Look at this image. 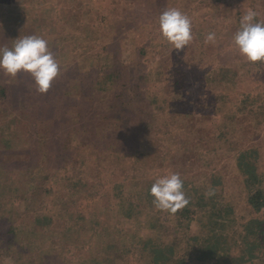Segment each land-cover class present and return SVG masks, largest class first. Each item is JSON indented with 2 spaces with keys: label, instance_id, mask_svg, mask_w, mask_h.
<instances>
[{
  "label": "trees",
  "instance_id": "trees-1",
  "mask_svg": "<svg viewBox=\"0 0 264 264\" xmlns=\"http://www.w3.org/2000/svg\"><path fill=\"white\" fill-rule=\"evenodd\" d=\"M94 1L99 9L100 0ZM188 1L198 16L192 20L195 27L203 10V15L210 13L209 0ZM155 5L158 17L170 8L166 0H156ZM243 12L237 11L240 16L226 22L231 25L236 20L237 24ZM132 13L127 16L124 29L134 21ZM154 17H150L151 25L158 22V17ZM16 19L21 20L19 12L9 21L12 28ZM212 19L216 22L217 18ZM61 23L54 37L44 35L62 66L60 76L52 84L59 88L52 95L57 102H42L52 107L50 117L57 124L71 106L83 105L84 112L82 116H71L76 119L72 121L76 128L69 145L62 142L65 136L57 125L53 134L43 131L37 145L31 143L30 136L27 145L15 138L16 131L28 129L22 123L8 134L0 130V145L7 150L4 154L0 150V220L5 217L12 224L17 215L30 222L29 229L16 225L6 229L1 236L5 250L0 248V258L7 256L9 264H52L51 256L74 250L73 264H264V186L261 199L247 197V202H243L247 193L234 194L228 180L224 181V173L231 168L239 169L243 176L257 175L256 158L245 151L253 147L242 142L249 129L242 127L243 121L238 119L249 116L248 112L260 111L259 117L264 114V94L255 87L243 90L245 84L260 75L264 63L246 60L247 69L243 63L227 74H219V67L211 69V74H219L222 90L200 93L197 102L206 104L212 113L211 122L203 118L204 128L214 129L207 133L199 119L187 123L191 116L198 117L194 110H175L173 113L183 118L175 123L184 130L181 137L178 132L166 130L172 122L159 115L157 104L165 92L161 77L151 70L139 69L144 55L149 54L146 51L157 45L150 40V33L155 30L150 28L146 38L144 31L134 25V31L128 33L134 38L130 46L122 41V36H108L104 44L95 42L96 33L86 30V51L67 60L70 56L64 46L69 43L74 50L81 41L73 22ZM7 26L2 23L0 29H8ZM221 55V47L212 54ZM180 84L177 79L175 97L182 92ZM7 86L1 85L0 93H6ZM130 97L140 107L130 106ZM202 103L197 107L201 108ZM61 104H65L63 112L59 109ZM126 106L128 110L124 111ZM131 108H137L133 114L136 124L130 120ZM7 112L0 105V126H10L2 123ZM130 128L132 132L134 129V138ZM130 144L134 145L132 150ZM207 151L212 162L205 167L202 158ZM16 156L26 159L25 163L12 162ZM175 162L182 163L180 170L174 172L181 174L189 200L175 213L178 224L171 222L170 216L175 214L155 208L150 194L157 179L151 169L160 163L172 166ZM189 166L195 172L182 170ZM117 169L124 170V175ZM103 170L123 176L102 196L110 217L108 229L91 222V209L88 210V200L96 197L100 184H105L99 176ZM256 200L262 203L252 206ZM79 204L88 206L86 213H76ZM212 228L220 230V234H214Z\"/></svg>",
  "mask_w": 264,
  "mask_h": 264
},
{
  "label": "rangeland",
  "instance_id": "rangeland-1",
  "mask_svg": "<svg viewBox=\"0 0 264 264\" xmlns=\"http://www.w3.org/2000/svg\"><path fill=\"white\" fill-rule=\"evenodd\" d=\"M155 1L156 0H100L99 3L101 4V7L98 9L95 7L94 0H0V25L4 23L7 26L8 24V29H0V48L11 47L15 43V39L26 35H39L44 37L45 34H49L54 37L62 26L61 22L66 20L74 23L77 37H80L81 41L80 45L77 42L76 49L74 50H71L73 47L70 46L69 43L64 46V51L70 56L67 60H72L76 57L77 53L80 54L81 52L86 51L88 41L86 30L89 31V33H98V35H94L97 37L95 42L97 41L104 44L107 42L106 39L108 36L113 35L115 38L122 36V41H126L128 46H130L129 42L132 44L134 38L128 33L134 31L132 28L134 25L144 31L146 38V32L152 28L155 32L152 35L150 33V40L151 42H156L157 45L151 46L152 49L150 48L146 51L149 54L144 55L143 65L140 66L139 69L140 71L151 70L159 78L161 77L160 80L164 82L165 92L163 98L157 104V108L159 115L172 122L166 127V130L178 132L181 137L182 135L184 136V130L178 128L175 124L183 118L182 116L177 117L173 111H186L191 109L194 110V113L199 115H197L198 117L191 116L190 119H186L187 123L192 119H199V123L203 125L202 129L207 133H210L214 128L209 126L205 129L204 126L206 123L203 118L206 117L210 120L212 113L210 112V108L206 107V104H203L201 101L197 102L199 94L214 92L218 89L222 90L218 75L221 73H233V69L236 66L243 63L245 65L247 63L246 58L240 56L238 49L233 43V35L239 28V22L236 24L235 20L232 22L233 24L230 25V23H227L226 21L229 20L231 22L239 17L240 15L237 11H240L241 13L249 8L253 9V4L256 6H254V9L259 13L258 19L264 21V0H209L208 11L210 13L206 12V14L203 15V12L205 11L203 10L198 18L197 25L195 27L193 26L192 42L181 50L173 49L172 45H170L161 35L158 22L151 25L153 19L150 17H158V15H156L158 9L155 5ZM166 1L169 7L180 9L187 13L192 20H195V18L198 17L188 0ZM251 2L253 4H251ZM163 5L165 6V4ZM160 8L163 10V7ZM131 11L133 12L132 14L135 15L134 21H132V24L129 27L124 29V26L128 21L127 16H130ZM18 12L19 15L21 14V20L16 19V24H14L12 28L11 25H9V21L15 14H18ZM156 17H154V19ZM212 17L217 18L216 22ZM225 23H227L228 26L225 25ZM212 31L216 33L215 44H205L204 40L206 34ZM220 47L222 48L223 55L220 57H213L212 54L214 50L220 49ZM202 54L203 56H201ZM216 67L220 68L219 74H211L210 70ZM247 67L248 66L245 65L244 70L247 69ZM259 72L260 75L258 74L255 76L256 79L253 78L252 82L245 84L243 90H245V88H247L246 90H251L252 87H255L264 94V67ZM245 77L247 76H244V78ZM177 79L181 80L180 85L182 87V92L179 94V97H175V82ZM4 84H7L8 86L6 93H0L1 96L4 95V98L0 97V105L3 104L8 112L2 117V123L4 121L7 124L9 123L10 126H0L2 134H8L12 129H16L15 125L17 123H22L23 126H26L28 129L16 131L15 138H21L23 145H27L28 142L26 141L30 136L31 143L34 142L37 145L38 139L43 134V131L48 134H53V130L57 125L58 129L62 131V134L65 136L62 141L63 143L69 145L71 141L74 140L72 135L74 136L73 129H75L76 126H72V121L76 119L71 116H75L76 114L82 116V112H84L83 105H80L78 108L77 106H71L68 108L66 116L59 124L55 122L53 123L52 116L50 117L52 114V107L50 105L46 106L42 101L46 100L55 104L57 101L55 102L53 100L52 95H55L56 90L59 88L56 89L54 86H51L46 94H41L36 91L33 78L30 74L22 72L13 79L0 70V86ZM27 85H30V90L27 89ZM212 98L213 97L211 96L208 101ZM208 101L204 102L208 103ZM128 102L130 103V106L134 105L140 107V105L134 104L137 102L134 100V97H130ZM27 103L28 108H26ZM200 103L203 104L201 108L197 107V104L199 105ZM55 107L56 106H54L53 111ZM14 109L15 111H13ZM59 109L63 112L65 104H61ZM127 110L126 106L124 111ZM134 110H137V108H131L130 110V120L136 124L134 118L136 112ZM92 111L95 112L96 110L92 109ZM12 112H14L15 115H11ZM257 112H248L247 114H250L249 116L243 115L238 119L239 122L240 119L243 121L240 122L242 127L249 129L242 142L244 146L249 145L250 147H253L251 149L247 148L245 151H248V153L252 152L251 157L256 158V160H253L257 162L254 166L257 175L252 176V178L249 176H243L239 169L233 171L232 168L231 170H228L227 173H224V181L228 180L227 185L231 187L234 194H238L240 191L247 193V195L245 194L244 196L243 202H247V197L261 199L262 196L260 190L261 187L264 186V119L262 120L264 114L262 117H259L260 111ZM210 122L208 124H210ZM186 126H189V124ZM130 131L132 132L131 128ZM131 136L132 138L135 137L134 129ZM55 143H58V141ZM72 145L71 147L73 149ZM130 147L132 150L134 145L130 144ZM0 150L3 151V154L7 151L3 145H0ZM210 155L209 151L203 154V166L205 165V167H208L207 165L211 164L212 159ZM7 156H9V154ZM17 158V156L14 157L12 162L22 164L26 161L23 157H20L21 159ZM231 164L230 166H232ZM179 165H182V163ZM179 165L178 162H175L172 166H163L160 163L153 167L151 171L154 175L156 174L157 178H159L167 172H174L175 169L180 170L178 168ZM118 170L119 169H117V171ZM182 170H187L188 173L190 171L195 172L192 166L183 168ZM118 172L124 175L122 172L125 171L121 170ZM121 174L120 176H122ZM99 176L103 178L102 181H105V184H100L96 197L88 200L91 204L88 210L91 209V222L96 223L98 228L108 229L110 217L103 206L102 196L111 191L112 184L120 176L112 173V171L106 170L100 171ZM221 183H223V180H221ZM95 199L97 200L96 203H92ZM111 200L114 202L115 199L111 198ZM88 201L86 203H88ZM261 203V200H256L252 206ZM79 205L80 208H78L76 213H86L88 206L84 205L82 207V204ZM170 218L172 223H180L177 214L171 215ZM9 221L10 220L5 217L0 220V248L2 250L5 249L3 244L4 239H2L1 236L5 234L6 229H8L10 225H16L22 229L30 228L29 220L27 221L24 218L21 219L17 215H15L12 224ZM211 231L214 232V234H220V230L218 229L212 228ZM73 257H75L74 250H63L60 255L56 257L51 256V258H49V263L73 264L75 260ZM8 261L9 259L5 255L0 258V264H9Z\"/></svg>",
  "mask_w": 264,
  "mask_h": 264
},
{
  "label": "clouds",
  "instance_id": "clouds-1",
  "mask_svg": "<svg viewBox=\"0 0 264 264\" xmlns=\"http://www.w3.org/2000/svg\"><path fill=\"white\" fill-rule=\"evenodd\" d=\"M259 13L247 9L240 18L239 28L233 35V43L240 56L247 61L264 63V21L258 19ZM161 35L181 50L193 40L191 17L178 8L170 7L158 17ZM216 33L208 32L205 44H215ZM61 64L49 47V42L39 35H26L15 39L11 47L0 48V70L15 79L20 73L32 76L36 91L46 94L53 82L60 76ZM150 194L152 203L158 210L175 214L188 205L184 190V180L178 172H167L152 184Z\"/></svg>",
  "mask_w": 264,
  "mask_h": 264
}]
</instances>
